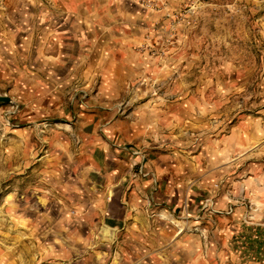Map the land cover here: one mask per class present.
<instances>
[{"label":"rangeland","instance_id":"rangeland-1","mask_svg":"<svg viewBox=\"0 0 264 264\" xmlns=\"http://www.w3.org/2000/svg\"><path fill=\"white\" fill-rule=\"evenodd\" d=\"M0 95V264H178L177 237L196 232L179 214L98 220L111 194L85 116L144 126L109 142L126 180L153 157L192 188L256 179L262 202L236 199L261 220L264 0H0Z\"/></svg>","mask_w":264,"mask_h":264},{"label":"crops","instance_id":"crops-1","mask_svg":"<svg viewBox=\"0 0 264 264\" xmlns=\"http://www.w3.org/2000/svg\"><path fill=\"white\" fill-rule=\"evenodd\" d=\"M99 72L107 76L104 68ZM86 117L87 122L84 123L88 125L85 127L91 130L86 144L92 150L86 156L89 159L87 166L92 171L98 169L104 173L107 180L101 191L111 194L99 208H94L98 210V220L114 222L121 229L137 222L142 227L146 224L152 226L156 224V207H162L167 214H179L183 218L179 223L183 226H194L196 230L194 234L177 237L179 242H184V246L179 248L178 264H264V212H259L261 220H246L248 211L245 201L241 203L236 199L240 193L250 203L262 202L258 197V186H255L258 180L247 182L249 185L246 187L242 185L244 188H238L240 192L234 185L229 186L227 191L222 186H217L216 190L207 189L205 184L199 189L192 188L188 179L186 181L185 176L179 174V168L170 166L163 157L149 158L146 169L143 167L139 171L138 178L126 180L124 166L129 155L117 146L110 148L109 142L114 138V142L139 141L144 134V126L117 121L99 126ZM97 125L102 134L95 132ZM155 180L156 186L153 185ZM209 197L212 198L211 206L202 211V204ZM208 210L211 212L208 213ZM172 235L174 232L169 240Z\"/></svg>","mask_w":264,"mask_h":264},{"label":"water","instance_id":"water-1","mask_svg":"<svg viewBox=\"0 0 264 264\" xmlns=\"http://www.w3.org/2000/svg\"><path fill=\"white\" fill-rule=\"evenodd\" d=\"M0 103H10L9 98L0 95Z\"/></svg>","mask_w":264,"mask_h":264},{"label":"bare ground","instance_id":"bare-ground-1","mask_svg":"<svg viewBox=\"0 0 264 264\" xmlns=\"http://www.w3.org/2000/svg\"><path fill=\"white\" fill-rule=\"evenodd\" d=\"M178 226V225H177Z\"/></svg>","mask_w":264,"mask_h":264}]
</instances>
